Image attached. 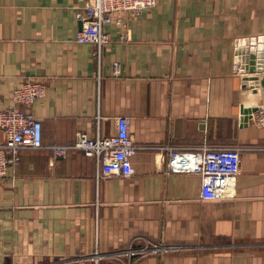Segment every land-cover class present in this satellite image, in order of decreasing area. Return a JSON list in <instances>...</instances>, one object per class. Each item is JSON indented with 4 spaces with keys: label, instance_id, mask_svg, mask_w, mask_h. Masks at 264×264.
Wrapping results in <instances>:
<instances>
[{
    "label": "crops",
    "instance_id": "1",
    "mask_svg": "<svg viewBox=\"0 0 264 264\" xmlns=\"http://www.w3.org/2000/svg\"><path fill=\"white\" fill-rule=\"evenodd\" d=\"M86 3L0 0V110L27 80L48 84L29 108L43 146L0 180V264H264V130L243 119L264 103L244 78L264 72L236 55L264 38V0H158L106 24L100 55L76 42ZM118 116L139 147L132 176L55 155L80 132L115 133ZM203 145L241 148L234 198L204 200L198 174L167 172L169 148Z\"/></svg>",
    "mask_w": 264,
    "mask_h": 264
},
{
    "label": "built area",
    "instance_id": "2",
    "mask_svg": "<svg viewBox=\"0 0 264 264\" xmlns=\"http://www.w3.org/2000/svg\"><path fill=\"white\" fill-rule=\"evenodd\" d=\"M158 0H87L84 11L79 14L82 28L76 42L92 44L96 55L111 42L105 30L108 23H121L127 12L142 14L150 11ZM119 72V65L115 67ZM48 84L42 80L29 79L14 89V105L0 110V129L4 140L0 143V180L9 168L20 161L22 149L43 146V124L30 111V107L46 96ZM256 123L264 130V103L256 112ZM116 131L108 136L92 137L80 132L74 144L56 146L54 153L65 156L70 149H79L94 157L98 164V178H123L134 174L132 157L139 149L131 133V118L118 116ZM167 172L194 173L201 177V196L204 200L228 199L236 196V181L241 169V148L203 145L194 149L169 148ZM98 261V254L96 255Z\"/></svg>",
    "mask_w": 264,
    "mask_h": 264
},
{
    "label": "water",
    "instance_id": "3",
    "mask_svg": "<svg viewBox=\"0 0 264 264\" xmlns=\"http://www.w3.org/2000/svg\"><path fill=\"white\" fill-rule=\"evenodd\" d=\"M236 55L239 56L238 61L241 63L242 73L264 72V38H252L248 42L241 43L236 48ZM244 79L251 81L255 91L260 85L264 87V75L261 78L258 75L245 76ZM259 108L260 106L243 109L244 121L247 122Z\"/></svg>",
    "mask_w": 264,
    "mask_h": 264
}]
</instances>
